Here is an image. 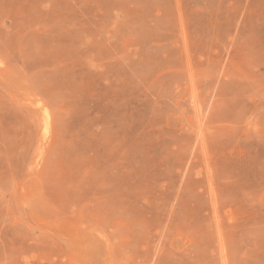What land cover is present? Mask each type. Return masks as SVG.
<instances>
[{
	"label": "rangeland",
	"instance_id": "rangeland-1",
	"mask_svg": "<svg viewBox=\"0 0 264 264\" xmlns=\"http://www.w3.org/2000/svg\"><path fill=\"white\" fill-rule=\"evenodd\" d=\"M0 264H264V0H0Z\"/></svg>",
	"mask_w": 264,
	"mask_h": 264
}]
</instances>
